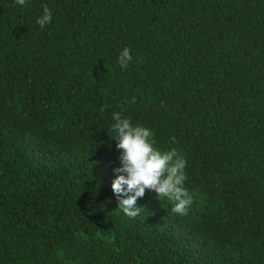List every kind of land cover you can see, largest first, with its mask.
I'll return each mask as SVG.
<instances>
[{
  "label": "trees",
  "instance_id": "16d2710c",
  "mask_svg": "<svg viewBox=\"0 0 264 264\" xmlns=\"http://www.w3.org/2000/svg\"><path fill=\"white\" fill-rule=\"evenodd\" d=\"M121 110L185 159L186 215L118 209ZM0 264H264V0H0Z\"/></svg>",
  "mask_w": 264,
  "mask_h": 264
},
{
  "label": "clouds",
  "instance_id": "9594fccd",
  "mask_svg": "<svg viewBox=\"0 0 264 264\" xmlns=\"http://www.w3.org/2000/svg\"><path fill=\"white\" fill-rule=\"evenodd\" d=\"M13 3L23 8L28 0H13ZM41 7L42 12L35 22L44 28L51 22L52 13L46 4ZM131 60L130 49L124 47L117 56L118 65L125 70ZM122 111L111 113L113 123L110 125L119 152V166L113 169L115 178L111 182L118 209L129 218L136 217L141 209L136 202L148 191L155 193L157 201H169L172 213L186 215L193 197L184 187L185 159L175 148L161 150L155 147L153 131L139 123L134 125L129 117L122 116Z\"/></svg>",
  "mask_w": 264,
  "mask_h": 264
}]
</instances>
